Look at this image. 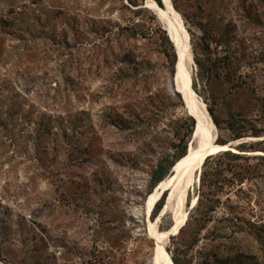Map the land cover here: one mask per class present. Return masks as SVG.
Instances as JSON below:
<instances>
[{"label": "rangeland", "instance_id": "374dc122", "mask_svg": "<svg viewBox=\"0 0 264 264\" xmlns=\"http://www.w3.org/2000/svg\"><path fill=\"white\" fill-rule=\"evenodd\" d=\"M170 2L215 143L245 159L204 162L168 261L264 264V0ZM150 11L0 0V264H149V227L172 226L166 194L148 199L196 145L195 121L169 90L177 55Z\"/></svg>", "mask_w": 264, "mask_h": 264}, {"label": "bare ground", "instance_id": "6f19581e", "mask_svg": "<svg viewBox=\"0 0 264 264\" xmlns=\"http://www.w3.org/2000/svg\"><path fill=\"white\" fill-rule=\"evenodd\" d=\"M162 1H164V10L167 12L159 8L153 0H147V8L162 23L169 40L175 47L177 60L172 81L169 83V90L177 91L182 95L187 111L195 121L196 132L194 137L197 142L194 147L190 145L186 155L176 163L172 176L159 183L156 192L149 196L148 203L158 201L166 194L162 214L168 210L173 211V224L168 230L153 232L151 226L149 227L150 235L154 241V252L149 264H169L165 249L167 240L175 236L176 232L185 224L187 214L182 209L186 194L199 182L198 170L201 164H204L208 159L206 157L208 153H213L214 156L228 150L236 152L232 148L234 143L214 147L210 145L215 140L216 128L204 108L205 104L200 101L191 86V76L187 64L192 59L190 58V47L185 29L170 0Z\"/></svg>", "mask_w": 264, "mask_h": 264}, {"label": "trees", "instance_id": "16d2710c", "mask_svg": "<svg viewBox=\"0 0 264 264\" xmlns=\"http://www.w3.org/2000/svg\"><path fill=\"white\" fill-rule=\"evenodd\" d=\"M154 1V3L159 7V8H161L162 10H164V7H161V4H160V0H153ZM164 6V5H163ZM210 113V112H209ZM210 115L212 116V114L210 113ZM192 122V121H191ZM193 123V122H192ZM260 130H257L256 129V131H254V133H252V135L254 136V137H259V135H260V132H259ZM261 142H259L258 144H260ZM222 145H224V144H222ZM186 151L184 150L183 151V153L179 156V158H178V160H180L181 158H183L185 155H186ZM223 155H225V156H232V158H235V159H245V158H242V157H239L238 155H231V153H230V151H227V152H224V154ZM263 159H264V157H262ZM246 159H248V158H246ZM177 160V161H178ZM176 161V162H177ZM175 162V163H176ZM174 173V172H173ZM172 173V174H173ZM172 174L170 175V176H172ZM169 176V177H170ZM245 176H246V174H240L239 175V177H238V180H239V182H241V181H243L244 180V178H245ZM161 181V177L160 178H158L157 180H156V185L158 184V183H161L160 182ZM165 181V180H164ZM157 190V189H156ZM155 190V191H156ZM180 231H181V229H180ZM180 231H179V233H180ZM178 233V234H179ZM169 264H182L181 262H180V259L176 256V255H174L173 256V258H172V261H171V259L169 260Z\"/></svg>", "mask_w": 264, "mask_h": 264}, {"label": "water", "instance_id": "95a60500", "mask_svg": "<svg viewBox=\"0 0 264 264\" xmlns=\"http://www.w3.org/2000/svg\"><path fill=\"white\" fill-rule=\"evenodd\" d=\"M162 4H163V3H162ZM195 132H196V127H194L193 139H195V137H194V136H195ZM215 138H216V137H215ZM210 145H213V147H214V146H216L217 144L215 143V140H214V141H212V143H211ZM228 151H229V150H228ZM225 152H227V151H225ZM212 154H213V153H208V155H207L206 157L209 158V157L213 156ZM202 165H203V163L201 164V167H200L199 170H198V181H199V178H200ZM171 171H172V170H171ZM186 220H187V219H186ZM185 222H186V221H185ZM183 226H184V225H183ZM183 226H182V227H183ZM182 227H181V228H182ZM181 228H180V229H181ZM180 229L176 232L175 236L178 235Z\"/></svg>", "mask_w": 264, "mask_h": 264}]
</instances>
